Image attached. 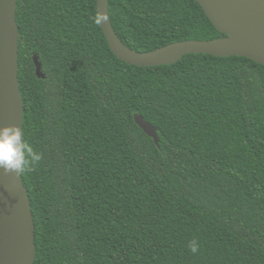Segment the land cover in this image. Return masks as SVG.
Here are the masks:
<instances>
[{
	"label": "trees",
	"instance_id": "1",
	"mask_svg": "<svg viewBox=\"0 0 264 264\" xmlns=\"http://www.w3.org/2000/svg\"><path fill=\"white\" fill-rule=\"evenodd\" d=\"M109 9L139 52L228 36L199 0ZM97 10L98 0H18L23 134L42 154L21 174L34 264H264V64L210 53L128 63Z\"/></svg>",
	"mask_w": 264,
	"mask_h": 264
},
{
	"label": "water",
	"instance_id": "2",
	"mask_svg": "<svg viewBox=\"0 0 264 264\" xmlns=\"http://www.w3.org/2000/svg\"><path fill=\"white\" fill-rule=\"evenodd\" d=\"M216 27L228 36L209 40L188 39L157 50L139 52L117 34L109 0H98V10L109 15L102 28L112 50L122 60L138 65H170L188 53L241 55L264 64V0H199ZM18 0H0V128L24 125V99L19 80ZM37 74L45 77L35 56ZM138 125L159 144L156 126L141 114ZM35 220L28 190L22 179L0 171V264H34L37 255Z\"/></svg>",
	"mask_w": 264,
	"mask_h": 264
},
{
	"label": "clouds",
	"instance_id": "3",
	"mask_svg": "<svg viewBox=\"0 0 264 264\" xmlns=\"http://www.w3.org/2000/svg\"><path fill=\"white\" fill-rule=\"evenodd\" d=\"M110 17L105 12L97 10L93 21L97 25L109 21ZM42 159V154L33 150L24 139L23 130L16 125H8L0 128V171L2 174L19 177L21 174L31 172L33 165ZM188 248L191 253L199 251L198 242L192 240Z\"/></svg>",
	"mask_w": 264,
	"mask_h": 264
}]
</instances>
